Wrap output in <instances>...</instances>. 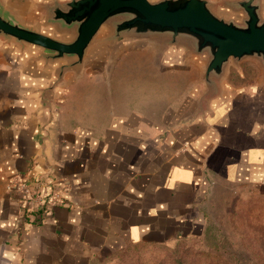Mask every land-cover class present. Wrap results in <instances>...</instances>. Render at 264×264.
<instances>
[{"label": "crops", "instance_id": "crops-1", "mask_svg": "<svg viewBox=\"0 0 264 264\" xmlns=\"http://www.w3.org/2000/svg\"><path fill=\"white\" fill-rule=\"evenodd\" d=\"M54 1L0 0V12L50 33L44 21ZM111 49L91 47L81 67L59 76L72 60L0 37V264H88L186 236L211 182L248 183L262 173L257 60L229 62L208 87L205 60L183 46ZM138 55L148 59L144 69L120 68ZM248 66L254 80L245 79ZM139 73L148 85L125 84ZM160 77L170 96L158 100ZM17 178L38 181L43 195L60 193L62 205L29 215Z\"/></svg>", "mask_w": 264, "mask_h": 264}, {"label": "water", "instance_id": "water-1", "mask_svg": "<svg viewBox=\"0 0 264 264\" xmlns=\"http://www.w3.org/2000/svg\"><path fill=\"white\" fill-rule=\"evenodd\" d=\"M44 24L50 33L23 27L0 12V37L45 51L51 60H72L59 68V76L81 67L93 46H121L140 37L163 50L183 46L203 58L208 87L229 62L254 59L264 69L261 0H55ZM65 34L72 38L59 37Z\"/></svg>", "mask_w": 264, "mask_h": 264}, {"label": "rangeland", "instance_id": "rangeland-1", "mask_svg": "<svg viewBox=\"0 0 264 264\" xmlns=\"http://www.w3.org/2000/svg\"><path fill=\"white\" fill-rule=\"evenodd\" d=\"M59 37L70 40L72 34ZM145 40L148 39L140 37L128 41V44L146 46L149 43L142 42ZM119 48V45H115L111 52L118 53ZM137 54L142 55L141 51ZM147 60L138 55L132 62L123 63L120 68L137 70ZM244 69L247 72L246 81L256 78L254 68L248 66ZM139 76L125 77L124 82L135 87L148 85L145 82L147 78L142 77L141 73ZM162 78L157 79L155 95L158 100L170 96L169 92H165L166 83ZM236 81L234 75L231 82L236 84ZM230 175L235 177L234 173ZM255 178L248 183L227 178L211 182L199 206L197 227L190 234L152 245H128L118 252L95 258L88 264H264V169Z\"/></svg>", "mask_w": 264, "mask_h": 264}, {"label": "built area", "instance_id": "built-area-1", "mask_svg": "<svg viewBox=\"0 0 264 264\" xmlns=\"http://www.w3.org/2000/svg\"><path fill=\"white\" fill-rule=\"evenodd\" d=\"M14 183V191L29 215H34V217L40 214L48 215L52 208L61 206L63 203L62 196L58 192L52 191L48 195H43L41 184L38 181L17 178Z\"/></svg>", "mask_w": 264, "mask_h": 264}]
</instances>
